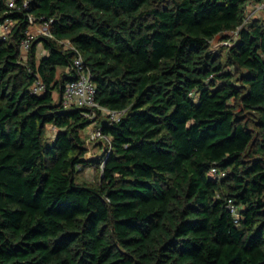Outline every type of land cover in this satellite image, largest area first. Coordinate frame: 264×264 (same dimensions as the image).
Segmentation results:
<instances>
[{
  "label": "trees",
  "instance_id": "trees-1",
  "mask_svg": "<svg viewBox=\"0 0 264 264\" xmlns=\"http://www.w3.org/2000/svg\"><path fill=\"white\" fill-rule=\"evenodd\" d=\"M6 2L0 264H264V20L245 22L260 0ZM34 23L51 36L23 59ZM78 53L119 121L63 104ZM91 124L110 141L88 143Z\"/></svg>",
  "mask_w": 264,
  "mask_h": 264
},
{
  "label": "built area",
  "instance_id": "built-area-1",
  "mask_svg": "<svg viewBox=\"0 0 264 264\" xmlns=\"http://www.w3.org/2000/svg\"><path fill=\"white\" fill-rule=\"evenodd\" d=\"M1 2V0H0ZM9 7L16 6V0H7L6 2ZM253 10L250 13L246 14L245 22H248L250 18L255 15L257 12L264 10V0H260L259 3L252 4ZM31 21H35L34 17L31 16ZM15 21L6 19L3 23L0 24V35L5 39L8 37L12 31ZM43 33L45 36H51L49 31V25L44 23ZM35 35L30 31L27 32L26 37L21 42V52L29 53L32 41L35 39ZM72 69L75 73V76L67 82L65 85L62 102L66 107L77 106V107H87L95 111H100L103 116H105L109 123L117 122L121 119L124 111L111 109L106 106L100 105L97 100V85L92 80V75L89 67L86 65L84 58L81 53H78L74 59ZM74 75V74H73ZM33 90L35 93H42L45 90V85L42 80H37L33 85ZM84 134L87 138V142L90 143L97 139H104L108 142L110 138L108 135L102 132L100 127L94 129L87 127L84 131ZM103 165V164H102ZM212 173H216V169L212 170ZM232 212L238 216V208L235 204L230 203Z\"/></svg>",
  "mask_w": 264,
  "mask_h": 264
},
{
  "label": "rangeland",
  "instance_id": "rangeland-1",
  "mask_svg": "<svg viewBox=\"0 0 264 264\" xmlns=\"http://www.w3.org/2000/svg\"><path fill=\"white\" fill-rule=\"evenodd\" d=\"M252 4L254 3H250L249 7H248V10H247V13H250L252 10H253V6ZM256 15H258L261 19L264 20V10L260 11V12H257ZM43 27H44V24L42 23H34L30 28H29V31L31 33H33L35 36H43L44 33H43ZM233 36H235L237 33H231ZM222 37H217L216 39H214L213 41V48L215 50L217 49H220L222 48L224 45H226L227 42L225 41H222ZM41 45V44H40ZM43 48V46H41ZM55 96L58 98V95L55 94ZM96 126V124H91L89 127L94 129ZM48 134L50 137L54 136L55 134V128L53 126H49L48 127ZM89 150L87 152V157H89L90 155L92 154H95L97 153L99 150L98 148H96V145L95 144H89ZM99 176V171L95 168V167H89V168H86L82 173H81V177L85 178V179H91L92 181L94 180H97Z\"/></svg>",
  "mask_w": 264,
  "mask_h": 264
},
{
  "label": "crops",
  "instance_id": "crops-1",
  "mask_svg": "<svg viewBox=\"0 0 264 264\" xmlns=\"http://www.w3.org/2000/svg\"><path fill=\"white\" fill-rule=\"evenodd\" d=\"M40 44H41V45H40ZM40 44H39L38 47H37V58H38V59H41L42 57H44V56L47 55V50L44 48V46H43L42 43H40ZM41 46H43V48H42ZM21 55H22L21 57H22L23 59H26V58L28 57L29 53H25V52H23Z\"/></svg>",
  "mask_w": 264,
  "mask_h": 264
}]
</instances>
